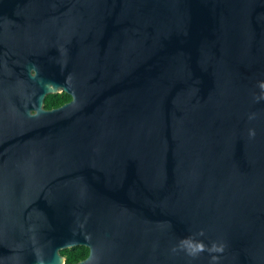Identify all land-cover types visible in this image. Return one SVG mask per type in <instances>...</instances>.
<instances>
[{
	"label": "water",
	"instance_id": "95a60500",
	"mask_svg": "<svg viewBox=\"0 0 264 264\" xmlns=\"http://www.w3.org/2000/svg\"><path fill=\"white\" fill-rule=\"evenodd\" d=\"M260 82L264 0H0V264H264Z\"/></svg>",
	"mask_w": 264,
	"mask_h": 264
},
{
	"label": "trees",
	"instance_id": "16d2710c",
	"mask_svg": "<svg viewBox=\"0 0 264 264\" xmlns=\"http://www.w3.org/2000/svg\"><path fill=\"white\" fill-rule=\"evenodd\" d=\"M70 96L65 93L56 95H48L45 98L44 105L46 109L59 107L70 100ZM61 255L65 257V264L75 263L88 255V249L85 247H75L61 251Z\"/></svg>",
	"mask_w": 264,
	"mask_h": 264
},
{
	"label": "clouds",
	"instance_id": "9594fccd",
	"mask_svg": "<svg viewBox=\"0 0 264 264\" xmlns=\"http://www.w3.org/2000/svg\"><path fill=\"white\" fill-rule=\"evenodd\" d=\"M258 87L262 90H264V82H260ZM250 135H254V132H250Z\"/></svg>",
	"mask_w": 264,
	"mask_h": 264
},
{
	"label": "flooded vegetation",
	"instance_id": "af4514ba",
	"mask_svg": "<svg viewBox=\"0 0 264 264\" xmlns=\"http://www.w3.org/2000/svg\"><path fill=\"white\" fill-rule=\"evenodd\" d=\"M69 101H70V100H69ZM86 257H87V256H86ZM86 257H85V258H86ZM85 258H83V259H85ZM83 259H81V260H83ZM81 260H79V261H81ZM77 262H78V261H77ZM75 263H76V262H75Z\"/></svg>",
	"mask_w": 264,
	"mask_h": 264
}]
</instances>
